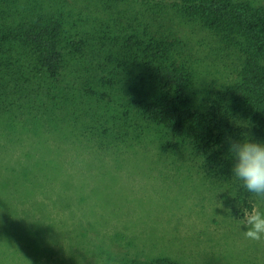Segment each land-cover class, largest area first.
I'll return each instance as SVG.
<instances>
[{"label": "trees", "instance_id": "16d2710c", "mask_svg": "<svg viewBox=\"0 0 264 264\" xmlns=\"http://www.w3.org/2000/svg\"><path fill=\"white\" fill-rule=\"evenodd\" d=\"M241 132L264 141V5L0 0V234L53 227L83 165H196L241 221L264 208L231 175Z\"/></svg>", "mask_w": 264, "mask_h": 264}, {"label": "rangeland", "instance_id": "374dc122", "mask_svg": "<svg viewBox=\"0 0 264 264\" xmlns=\"http://www.w3.org/2000/svg\"><path fill=\"white\" fill-rule=\"evenodd\" d=\"M86 166L63 184L53 227L41 220L0 234V264H264V239L245 238L196 165Z\"/></svg>", "mask_w": 264, "mask_h": 264}, {"label": "clouds", "instance_id": "9594fccd", "mask_svg": "<svg viewBox=\"0 0 264 264\" xmlns=\"http://www.w3.org/2000/svg\"><path fill=\"white\" fill-rule=\"evenodd\" d=\"M237 126L247 129L248 126L236 122ZM228 155L233 161L231 175L241 186L258 200L264 201V141L253 138L247 132H241L237 139L226 136ZM245 238L260 241L264 239V210L253 207L240 223Z\"/></svg>", "mask_w": 264, "mask_h": 264}]
</instances>
